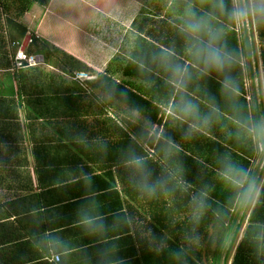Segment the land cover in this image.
I'll use <instances>...</instances> for the list:
<instances>
[{"label":"trees","instance_id":"obj_1","mask_svg":"<svg viewBox=\"0 0 264 264\" xmlns=\"http://www.w3.org/2000/svg\"><path fill=\"white\" fill-rule=\"evenodd\" d=\"M35 1L42 6L52 2L2 3L7 14H15V20L7 19L9 27L15 29V37L11 35L12 57L29 34L21 19ZM220 2L163 0V12L176 20L170 22L171 18L165 17L162 37L153 34L154 31H144L146 24L142 22L136 26L128 57L118 56L102 73L35 36L27 53L41 49L47 61L52 55L57 57L63 73L73 75L82 71L97 75V79L87 82L88 90H83L40 68L22 69L15 71L20 76L17 85L20 100L0 101V112H17V115L28 112L29 120L34 113L45 119L47 112H51L48 116L53 120L65 119L69 124H80L82 119L83 132L62 134L66 148L79 158L91 155L93 159L112 160L104 163V169L124 166L130 174L126 198L134 204L144 202L148 208L157 209L150 213L153 214L150 222L156 225L158 221L159 228L166 232L163 241L159 240L163 244L165 264H221L224 247L235 227L233 211L252 176L251 160L258 150L255 139L262 137L257 113L250 111L245 98L242 61L249 57L248 39H251L262 48L260 60L264 65V16L248 19V37L242 30L247 25L233 21L218 7ZM223 3L231 6V0ZM148 19L147 24L154 23ZM197 21L210 26L216 45L231 54V63L224 71L206 68L201 58L189 54L196 41L191 39L187 25ZM201 39L206 43L210 38L202 32ZM11 56L0 50L1 64L8 69ZM178 68L184 71L178 72ZM226 79L232 82L228 87H225ZM90 91L99 95H90ZM188 105L192 106L191 111L185 110ZM93 106L100 113L91 118L94 122L91 125L88 112ZM108 109L113 112L115 109L125 117L103 118L102 112ZM155 125L163 130L153 132ZM42 151L44 157L63 153L55 148L36 149L37 154ZM262 189L264 192V185ZM263 192L230 264L263 261L259 259L260 244H249L251 238L258 241L262 230L257 226L264 225L258 221L260 211H264ZM234 241L235 236L225 264Z\"/></svg>","mask_w":264,"mask_h":264},{"label":"crops","instance_id":"obj_2","mask_svg":"<svg viewBox=\"0 0 264 264\" xmlns=\"http://www.w3.org/2000/svg\"><path fill=\"white\" fill-rule=\"evenodd\" d=\"M162 1L52 0L46 6L35 1L21 21L29 34H37L40 41L48 42L74 56L87 68L102 73L119 56L124 40L128 44L129 37L136 34L137 25L145 21L144 31H154L153 34L162 37L163 21L165 17L171 18V14L168 16L166 11L163 12ZM2 3L15 5V0H0V50L11 56L15 29L9 27L7 19L15 20V14H7ZM148 18L154 23L147 24ZM239 24L247 25L242 30L249 37L248 20ZM26 38L22 45L27 51ZM248 41L251 45L249 57L242 61L245 98L250 111H256L261 129L264 126L262 48L255 40ZM129 44L131 46V41ZM156 45L164 49L160 43ZM130 49L124 48L120 57L127 58ZM40 50L32 53L43 57V63L35 68L64 78L83 90H88L87 82L97 79V75L92 74L91 80H76L74 74L62 72L55 55L47 61ZM13 58L10 57L9 69L0 61V101L20 100L17 90L20 76L13 70ZM49 65L65 76L49 72L52 70L47 68ZM92 94L99 95L90 91ZM92 101L96 102L95 99ZM90 111L89 121L98 116L94 106ZM49 113L45 119L34 113L29 120L28 112L18 115L17 112H0V264H165L162 237L166 232L159 228L158 221L156 225L150 222L153 217L150 213L156 212V208H148L144 202L134 204L126 198L129 172L124 166L104 169V163H112L107 158L93 159L91 155L79 158L71 154L62 134L83 132V120L80 124H69L65 119L53 120ZM102 113L103 118L112 117L111 112ZM157 127L163 130V127ZM251 129L254 131V127ZM261 133L260 140L255 139L259 152L257 150L258 154L256 152L255 159L251 160L252 176L233 211L235 227L224 247L221 264H225L235 236L233 250L226 261V264L231 263L263 192L264 132ZM40 147L46 151L60 149L63 153L44 157V151L36 153ZM258 221L264 224V211H260ZM257 228L262 230L258 241L251 238L249 244H260L259 259L263 260L260 264H264V225ZM55 256L60 260H55Z\"/></svg>","mask_w":264,"mask_h":264},{"label":"clouds","instance_id":"obj_3","mask_svg":"<svg viewBox=\"0 0 264 264\" xmlns=\"http://www.w3.org/2000/svg\"><path fill=\"white\" fill-rule=\"evenodd\" d=\"M218 7L227 13L233 21L241 23L249 18L264 16V0H259V3H257V0H231L230 7L221 0ZM187 31L191 39L196 41L192 48L188 50L189 54L201 58L206 68L222 72L230 65L232 60L231 54L222 46L216 45V38L213 36L210 26H206L200 21L191 22L187 25ZM202 32L206 33L210 38L206 43L201 39ZM177 71L182 72L184 69L178 68ZM231 83L230 79H226L225 87L230 86ZM185 110L191 111L192 106H186ZM261 131L264 132V126L261 127ZM137 166H141L139 161H137ZM241 174L243 175V170H241Z\"/></svg>","mask_w":264,"mask_h":264},{"label":"built area","instance_id":"obj_4","mask_svg":"<svg viewBox=\"0 0 264 264\" xmlns=\"http://www.w3.org/2000/svg\"><path fill=\"white\" fill-rule=\"evenodd\" d=\"M38 37L37 34L34 36L29 34L26 38V44L29 46L33 43L34 37ZM14 65L13 70L19 71L22 69H27L31 67H37L43 63V57L40 55H34L27 53L26 49L23 45L20 47L19 51L17 52L16 56L14 57ZM75 79L79 81L84 80H91L93 78L92 75L85 73V72H77L74 74ZM55 260L59 261L60 257L55 256Z\"/></svg>","mask_w":264,"mask_h":264},{"label":"rangeland","instance_id":"obj_5","mask_svg":"<svg viewBox=\"0 0 264 264\" xmlns=\"http://www.w3.org/2000/svg\"><path fill=\"white\" fill-rule=\"evenodd\" d=\"M166 16V15H165ZM174 20H176V18H174V17H171V19H169V21L170 22H174ZM134 36V34H132L130 37H129V39L127 40L129 43H130V41L131 40H133V37ZM126 37V36H125ZM125 37H124V39H125ZM127 44V42H126V40H124V45H123V47L126 49V47L128 46V47H130V48H132V43H131V46H130V44ZM126 44V45H125ZM123 48V49H124ZM122 49V50H123ZM128 49V48H127ZM122 50L120 51V53L119 54H117V55H119V56H122L121 54H122ZM126 56H128V55H126ZM118 57V56H117ZM45 64V63H44ZM49 66H51V67H49ZM49 66H47V68H49V69H52L51 71H49V72H52V73H54L55 75H57V76H65V75H63V73L61 72V71H59L58 70V68H54L52 65H49ZM109 67V66H108ZM107 67V68H108ZM41 68H46V66H41ZM42 70V69H41ZM93 70V69H92ZM97 70V69H96ZM106 70V69H105ZM95 71V70H94ZM99 71L101 72V69H99ZM78 72V71H77ZM77 72H74L73 74H75V73H77ZM3 76H8V77H11V75L10 74H4ZM117 79H119L120 77H116ZM112 110H114V112L113 111H111V110H107L106 112H111V114H112V117L113 116H116V115H119V117H121V118H123V117H125V114H120V113H118V111L117 110H115V109H112ZM121 110H124V108H122ZM93 112H95L94 110H93ZM97 113H100V112H97ZM111 117V118H112ZM113 120H115L114 119V117H113ZM117 120H119L118 119V117H117ZM92 122V124L94 123L93 122V120L91 119V121H90V123ZM158 129V127L157 126H154V131L153 132H155L156 130Z\"/></svg>","mask_w":264,"mask_h":264}]
</instances>
